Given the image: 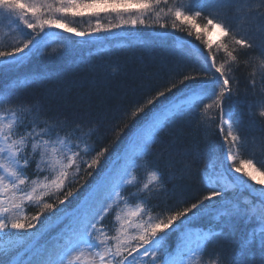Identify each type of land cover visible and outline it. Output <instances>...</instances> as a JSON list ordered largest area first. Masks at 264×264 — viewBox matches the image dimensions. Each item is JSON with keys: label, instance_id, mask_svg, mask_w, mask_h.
<instances>
[{"label": "snow or ice", "instance_id": "6c2138e0", "mask_svg": "<svg viewBox=\"0 0 264 264\" xmlns=\"http://www.w3.org/2000/svg\"><path fill=\"white\" fill-rule=\"evenodd\" d=\"M224 9L242 14L239 19L261 34L264 47V0H0V17L7 21L3 26L10 31H22L21 25L30 30L22 42L10 50H0V70L20 66L46 39L57 36L45 29L99 40L101 33L117 36L120 30L138 25L166 30L170 20L173 31L186 32L188 37L195 32V39L209 49L205 53L199 45L181 40L180 54L191 60V70L149 89L144 98L130 102V111L125 109L114 117L118 123L113 131L127 119L143 114L142 123L129 136V144L138 147L118 153L110 165L105 160L101 178L89 185L71 210L66 204L74 194L71 185L78 182L82 171L92 175L87 170L97 169L109 148L97 152L89 144L96 129L84 131L80 122L53 118L42 106L0 92V264H264V167L250 158L237 166L246 138L234 126L232 112L225 111L239 50L256 45L236 33L221 15ZM86 13L89 20L95 19L87 30L71 26L65 19L83 18ZM101 15L116 20L104 24ZM209 28L224 38L215 51L200 34L201 29L206 33ZM168 35L167 31L156 33L158 37ZM57 38L69 40L67 36ZM185 45L188 51H184ZM220 52L223 58L218 63ZM197 63H201L199 68ZM256 75L254 69L249 80L253 90L257 88ZM259 84L264 87V60ZM196 109L202 121L218 120L221 141L219 149L210 148L201 169L203 191L183 206L154 214L148 201L153 193L166 191L163 175L148 159L154 138L178 117ZM255 114L264 119V100ZM245 164L250 171L244 170ZM141 168L144 178L136 174ZM245 191L249 195H243ZM132 201L135 204L130 207ZM57 204L65 207L58 208ZM29 206L38 209L30 217L26 211ZM45 212L50 213L45 221L70 218V222L52 242L42 244L37 223L43 226L41 216ZM206 217L218 227L201 230L190 226ZM106 218H112L108 226L104 224ZM240 220L254 226L235 242L238 251L228 255L209 251V244L222 235L230 237L231 232L225 229L234 228ZM173 232L179 234V240L170 251L166 237Z\"/></svg>", "mask_w": 264, "mask_h": 264}, {"label": "trees", "instance_id": "16d2710c", "mask_svg": "<svg viewBox=\"0 0 264 264\" xmlns=\"http://www.w3.org/2000/svg\"><path fill=\"white\" fill-rule=\"evenodd\" d=\"M258 2V0H255ZM255 7V3H253ZM221 15L229 21L236 33L241 37L252 39L256 47L239 50V63L233 66L232 94L225 101V111L232 112L234 126L239 128L241 135L246 138L241 150L247 159L251 157L258 166L264 167V119L256 115L257 105L264 100V87L259 84L261 61L264 60V47L261 46V34L242 23L240 13L224 9ZM28 19H31L29 15ZM71 26L80 30H87L94 26L95 19L89 20L87 13L83 18L66 17ZM147 19V18H146ZM102 23L115 22L112 16L101 15ZM151 22V21H149ZM166 30L154 25L152 28L137 26L136 29L126 27L120 30L119 35H141L139 38H118L109 40L113 36L101 33L102 40L81 39L54 29L45 31L57 33V36H67L69 40L61 41L57 36L48 38L41 45L39 51L29 53L22 64L11 69L0 70V92L7 91L14 100L28 101L42 106L46 113L53 118L67 119L80 122L84 131L89 127L96 129L95 135L89 140L96 151L108 147L109 151L102 158L101 165L89 169L92 175L80 173L77 183L71 185L73 196L66 201L70 210L80 200L86 191L88 181L95 174L106 167L113 160L127 138L142 122V115L129 118L116 127L114 117L125 109L130 111V102L142 99L149 89L159 87L170 78L179 79L185 71L191 70V60L181 56V49L175 40L190 41L192 45H199L205 53L209 50L202 41L193 36L188 37L186 32ZM7 21L0 17V50H10L23 39L30 30L20 26L22 31H10L3 25ZM167 31L166 37H154L153 33ZM209 28L201 35L212 46H216L224 39L221 37L211 43ZM189 46L185 45L184 51ZM27 51V50H26ZM223 58V53L217 55V62ZM192 59H196L193 57ZM201 63H197L199 68ZM257 70V88L253 90L249 84L253 70ZM154 94V93H153ZM125 123L127 126H125ZM216 122L201 119L198 109L178 117L174 122L161 130L156 137L152 154L148 157L152 167L158 169L166 182V191L163 194L153 193L148 201L153 213H160L166 208L183 206L185 201H192L203 191L200 181V172L207 162V153L212 146H220V136ZM119 133V135H117ZM252 154V156H251ZM240 161L239 159L236 163ZM187 166V167H186ZM99 174V173H98ZM97 174V175H98ZM144 169H138L137 175L142 177ZM96 175V176H97ZM68 189H65L67 191ZM80 197V198H79ZM132 203V202H131ZM58 208L65 205L57 204ZM29 217L36 214L38 209L27 207ZM50 213L45 212L41 219ZM167 213L163 214L166 219ZM254 225L237 221L234 228L225 229L231 236L222 235L209 244V251L223 252L225 255L238 251V244L247 231ZM217 223L210 228H217ZM258 255V254H257Z\"/></svg>", "mask_w": 264, "mask_h": 264}, {"label": "rangeland", "instance_id": "374dc122", "mask_svg": "<svg viewBox=\"0 0 264 264\" xmlns=\"http://www.w3.org/2000/svg\"><path fill=\"white\" fill-rule=\"evenodd\" d=\"M54 31L55 32H58V33H63V35H69L70 34V33H64L62 30H58V29H54ZM220 37H221L220 33L217 30L212 29V32L210 33V41H211V43L215 42ZM101 38L102 37L100 36L99 39H101ZM220 143H221V141H220ZM137 147L138 146L135 145V144H129L128 147H127V149H125V150H127L129 152H132V151L136 150ZM219 147L220 146H218V149H219ZM206 153H208V152H206ZM251 156H252V154H251ZM249 158L252 159L251 157H249ZM249 158L247 156V159H249ZM238 159L241 161V160L246 159V158H245L244 154H242V152H240V156L238 157ZM240 161L237 162V166H240ZM243 168H244L245 171H250L251 170V169L248 168V166L246 164L243 165ZM72 174H74V171H73ZM144 177H145V174L141 178H144ZM70 179H71V175H70ZM257 179H262V177H260L259 175H257ZM94 182H95V177L92 178V179H90L88 181V184H87V186L85 188H89V185H91ZM249 184L253 185L254 187H260L259 185H255V182L254 181H249ZM243 195L247 196V195H249V193L247 191H245L243 193ZM72 198L74 200H76V199H78V195H75ZM134 204H135V201H132V203H130L129 206L130 207H133ZM76 205L77 204H74V206L72 208H75ZM31 207H34V206H31ZM34 208H36V207H34ZM108 220H111V222H112V218H109ZM41 221L43 222V226L40 223H37V228H41V230H42V237H41V239H40L39 242L43 244V243H46V242H52L54 240V238L69 224L70 218H65L63 220L53 219V220H48V221H45V219H41ZM32 231L35 232L36 229H33ZM20 235H23V234H20ZM178 240H179V234H178L177 242H178ZM168 248L171 251L173 249V245L168 246ZM20 251L22 252L23 251V248H21Z\"/></svg>", "mask_w": 264, "mask_h": 264}]
</instances>
